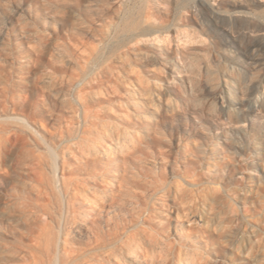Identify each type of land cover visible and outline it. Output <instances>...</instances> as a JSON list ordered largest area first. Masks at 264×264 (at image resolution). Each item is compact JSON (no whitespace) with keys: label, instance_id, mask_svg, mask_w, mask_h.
Segmentation results:
<instances>
[{"label":"rangeland","instance_id":"374dc122","mask_svg":"<svg viewBox=\"0 0 264 264\" xmlns=\"http://www.w3.org/2000/svg\"><path fill=\"white\" fill-rule=\"evenodd\" d=\"M0 264H264V0H0Z\"/></svg>","mask_w":264,"mask_h":264}]
</instances>
